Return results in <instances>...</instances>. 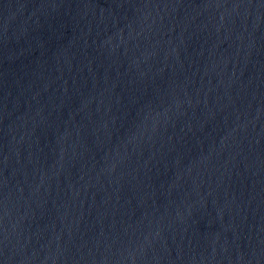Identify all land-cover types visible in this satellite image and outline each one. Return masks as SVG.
<instances>
[{
	"label": "water",
	"instance_id": "water-1",
	"mask_svg": "<svg viewBox=\"0 0 264 264\" xmlns=\"http://www.w3.org/2000/svg\"><path fill=\"white\" fill-rule=\"evenodd\" d=\"M0 264H264V0H0Z\"/></svg>",
	"mask_w": 264,
	"mask_h": 264
}]
</instances>
